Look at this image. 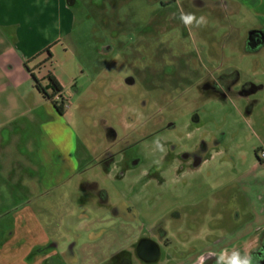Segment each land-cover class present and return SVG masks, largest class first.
Here are the masks:
<instances>
[{"label": "rangeland", "instance_id": "1", "mask_svg": "<svg viewBox=\"0 0 264 264\" xmlns=\"http://www.w3.org/2000/svg\"><path fill=\"white\" fill-rule=\"evenodd\" d=\"M258 2L75 0L76 46L57 58H68L76 80L60 60L55 71L67 87L65 119L84 193L77 178L44 189L46 175L29 167L40 163L39 124L20 148L24 184L7 174L9 143L0 146V264H64L48 255L54 241L59 252L76 243L89 264H108L159 227L172 243L162 247L159 264H190L242 242L257 246L264 234V49L252 52L246 41L264 20ZM182 12L206 22L185 26ZM52 49L38 56L49 67ZM234 73L239 82L231 92L213 89ZM249 83L260 89L242 93Z\"/></svg>", "mask_w": 264, "mask_h": 264}, {"label": "crops", "instance_id": "2", "mask_svg": "<svg viewBox=\"0 0 264 264\" xmlns=\"http://www.w3.org/2000/svg\"><path fill=\"white\" fill-rule=\"evenodd\" d=\"M258 3L257 7L264 5V1L259 0ZM74 4L75 0H71V3L69 0H0V146H4L5 142L9 143L7 147L4 146L8 149L7 154H11L6 158L9 162L5 164V168L9 170L7 174L18 176V183L24 184V180L22 181L20 177L28 175L23 169L28 163L25 158L23 167L18 165H22L20 160L24 157L20 148L31 143L24 140L27 129L39 124L42 136L39 139L40 147L36 152L40 163L37 167L29 163V167L35 174L39 172L46 175L44 189L64 187L68 181H75L77 178L80 180L79 191L84 193L81 188L84 178L79 174V166L75 165L73 160L77 147L74 132L68 127L65 113L64 115L58 113L54 104L38 91L34 81L35 76L49 93H53L49 77H55L63 87V92L57 96V99L63 97L66 106L69 105L66 84L55 71V67L57 60L62 61V64H65V67H62L64 72L70 74L73 81L76 80V72L72 68L74 65L69 63L68 58L65 57L66 60L57 58L59 52L69 56L70 49L76 46L75 33L79 25ZM243 5L244 8H250L254 15H262L255 12L254 6ZM259 23L249 30L247 41L251 34L264 32V20ZM51 45H54L50 53L55 61L54 65L51 64L49 67L46 62L38 60V56L42 50ZM263 49L264 43L258 46V51L255 53L259 54ZM5 148H1L0 153H3ZM6 159L4 158L5 161ZM61 159L65 161L62 169L66 170L63 171L65 176L59 179L57 175L59 176ZM25 186L34 190L38 188L34 184ZM85 194L90 195L89 192ZM135 239L134 244L125 251L114 252L108 264H119L124 253H130L138 243L139 236ZM51 242V239H48L44 245ZM54 242L48 247L51 260L55 255L64 258V264H75V262L89 264L91 259L88 255L81 257L76 254L78 247L76 243H73V248L69 251L59 252V245ZM36 244L43 245L39 242ZM66 255L70 257L67 258ZM71 259H74L73 262Z\"/></svg>", "mask_w": 264, "mask_h": 264}, {"label": "flooded vegetation", "instance_id": "3", "mask_svg": "<svg viewBox=\"0 0 264 264\" xmlns=\"http://www.w3.org/2000/svg\"><path fill=\"white\" fill-rule=\"evenodd\" d=\"M264 43V32L253 33L249 36L247 41L248 48L252 52L258 51V46ZM239 82L238 74L234 73L232 76H223L213 84V89L218 92H231L233 87ZM260 87L253 84L244 85L242 93L257 92ZM170 231L162 229L161 227L155 229L148 237L138 240V243L131 249L130 253H124L120 258L119 264H159L162 259V247H171V240L168 238ZM257 246L253 249L249 248V243L242 242L235 245H228L222 253L210 252L204 257L199 256L197 260L190 264H227V258L224 256L232 255L234 251H239L243 256L246 250L251 251V255L256 257L253 264H264V234L257 236ZM190 244V243H186ZM191 259L190 254L183 255L182 260L186 262Z\"/></svg>", "mask_w": 264, "mask_h": 264}, {"label": "clouds", "instance_id": "4", "mask_svg": "<svg viewBox=\"0 0 264 264\" xmlns=\"http://www.w3.org/2000/svg\"><path fill=\"white\" fill-rule=\"evenodd\" d=\"M180 20L184 23L185 26H190L194 22L197 26H200L206 22L203 16L199 17L198 19L193 14H185L183 12L180 15ZM154 144L156 149H158L162 153H166L167 150L165 149L164 145L160 142V138H156ZM157 163H159V161H157ZM261 252H264V249H262ZM254 259L257 258L251 255L250 250H246L243 256L240 254L239 251H234L233 254L228 258L227 264H253Z\"/></svg>", "mask_w": 264, "mask_h": 264}, {"label": "trees", "instance_id": "5", "mask_svg": "<svg viewBox=\"0 0 264 264\" xmlns=\"http://www.w3.org/2000/svg\"><path fill=\"white\" fill-rule=\"evenodd\" d=\"M69 2L71 3V0H69ZM51 59H52V55L49 50L47 62L51 61ZM49 80L53 93H49L48 89L44 87L42 83L34 76L35 85L38 91L44 96L45 99L51 101L54 104L56 110L60 115H64L67 109L66 102L63 97L57 99V96L63 92V87L60 85V83L57 81L55 77L50 76ZM256 154L258 155V151L256 152Z\"/></svg>", "mask_w": 264, "mask_h": 264}, {"label": "built area", "instance_id": "6", "mask_svg": "<svg viewBox=\"0 0 264 264\" xmlns=\"http://www.w3.org/2000/svg\"><path fill=\"white\" fill-rule=\"evenodd\" d=\"M259 157H260L261 161H264V150H261Z\"/></svg>", "mask_w": 264, "mask_h": 264}]
</instances>
